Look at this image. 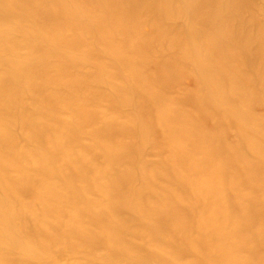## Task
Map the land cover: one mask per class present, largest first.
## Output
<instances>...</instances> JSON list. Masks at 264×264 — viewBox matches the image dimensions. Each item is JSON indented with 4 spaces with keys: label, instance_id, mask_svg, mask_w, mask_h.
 <instances>
[{
    "label": "rangeland",
    "instance_id": "obj_1",
    "mask_svg": "<svg viewBox=\"0 0 264 264\" xmlns=\"http://www.w3.org/2000/svg\"><path fill=\"white\" fill-rule=\"evenodd\" d=\"M259 35L264 0H0V223L19 234L0 249L210 264L218 230L211 264H264V40L240 52Z\"/></svg>",
    "mask_w": 264,
    "mask_h": 264
},
{
    "label": "bare ground",
    "instance_id": "obj_2",
    "mask_svg": "<svg viewBox=\"0 0 264 264\" xmlns=\"http://www.w3.org/2000/svg\"><path fill=\"white\" fill-rule=\"evenodd\" d=\"M263 40H264L263 35L262 36L259 35V37H256L255 40H245L244 41L245 42L244 46L242 48L243 51H240V52L242 54H245V56L249 59L258 50L259 43L262 42V44H263ZM240 52H238L239 56L241 55ZM201 109H204V107L202 106ZM181 117L183 119L182 120L183 125H185L184 130H189V126L188 125H189V122L191 121L190 118H189V120H187V118L186 117L184 118L182 114H181ZM158 119L162 120L165 123V125H168L170 123V121H171V118L166 116L165 114L160 116ZM239 119H240V116H239ZM152 125L153 126H157L158 124L154 120H152ZM193 127L194 128L200 127V125L198 123H196L195 120H193ZM141 129H144L143 126H142ZM96 130H97V128H96ZM98 131L101 132V130H98ZM184 132L186 133V131H184ZM167 137L168 136H166V138ZM220 138H221V142L223 141V143L230 144L229 142H227V139L224 137V135H220ZM254 144L255 143H253V146H254ZM257 147H259V145H257L256 148ZM258 150H262L263 151L264 148L263 147L262 148L259 147ZM229 151H230V153H231V155H232V157L234 159L236 157H242V158L244 157L243 154L235 153V151H234V149L232 147L229 148ZM171 154H172V156H175L177 154L178 155H182L181 150H179L177 148L175 149V151H172ZM243 170H245V169H243ZM263 172H264V170H263ZM140 184H145V182L144 181H140ZM263 189H264V183H263ZM150 198L152 199L153 197L151 196ZM66 202L69 205L72 204L70 198H66ZM178 217H179L178 219L181 218L180 216H178ZM192 227H194V225H192L191 228ZM195 227L199 231H205V229H206L205 225L202 224L201 222L196 223ZM83 229H84V232H85V230H87V227L83 228ZM11 230L14 231V227L12 226V224L10 222V218L6 219L3 224L0 223V242L3 241V238L5 236H8V238L16 239L15 237H17V235H19V234L15 233V232H12ZM88 235L90 237H93V238L96 237L94 229H91V230L89 229ZM187 235H188V237L192 236L193 235V230H190L189 232H187ZM13 236H15V237H13ZM221 238H222V232H219L218 230H215V232L211 233V234L208 233L207 235L202 237V241H201V243H199L200 253H199V257L198 258H199L200 261L208 262L210 264L213 263V260L207 254V250L209 248L208 244L210 242H212V243L215 242L217 244H221L222 243ZM113 239H116V241L120 239L119 240V242H120L122 240V237L120 235H115L113 237ZM218 250L222 251L220 253H224V254H226L228 252L227 248H225L224 246H220L218 248ZM0 264H14L13 252L11 250L6 249V248H1L0 249ZM157 264H161V262L159 261Z\"/></svg>",
    "mask_w": 264,
    "mask_h": 264
}]
</instances>
